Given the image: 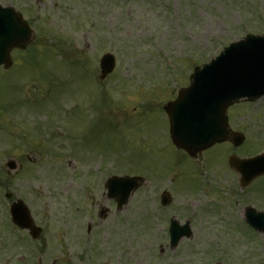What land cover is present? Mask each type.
<instances>
[{
	"label": "rangeland",
	"instance_id": "1",
	"mask_svg": "<svg viewBox=\"0 0 264 264\" xmlns=\"http://www.w3.org/2000/svg\"><path fill=\"white\" fill-rule=\"evenodd\" d=\"M0 5L22 13L35 35L24 54H14L16 68L26 61L13 76L23 81L24 74L65 71L75 81L72 95L54 96L63 112L41 118L45 125L52 122V131L46 137V128L37 137L38 153L17 138L23 129L7 107L18 93L0 71V264H264V233L244 221L248 206L264 212V178L242 190L239 175L227 165L229 155L251 158L264 150V98L230 111L231 127L246 138L243 145H217L197 163L172 144L163 110L189 85L194 68L246 35L264 33V0H0ZM106 53L117 65L101 81L99 62ZM74 61L76 66L69 65ZM35 86H28V96ZM87 103L93 105L92 124ZM58 131L74 139L75 164L68 175L52 156L68 162L55 147L52 132ZM9 158L22 164L11 177L4 166ZM113 175L148 180L121 211L106 197L105 182ZM6 189L28 204L44 229L40 241L11 227ZM165 190L173 197L168 207L159 202ZM173 216L192 229V238L174 249L168 234Z\"/></svg>",
	"mask_w": 264,
	"mask_h": 264
},
{
	"label": "water",
	"instance_id": "2",
	"mask_svg": "<svg viewBox=\"0 0 264 264\" xmlns=\"http://www.w3.org/2000/svg\"><path fill=\"white\" fill-rule=\"evenodd\" d=\"M32 31L22 16L12 8L0 6V66H12L11 52L24 50L32 42ZM102 79L115 68L112 55L101 61ZM264 96V37H247L231 44L219 57L203 68H196L190 77V86L179 92L176 101L165 106L170 120V133L174 145L191 157L215 144L230 141L239 147L244 136L230 130L228 108L242 99L256 101ZM230 166L241 175L242 187H247L257 177L264 175V155L250 160L232 156ZM11 166L12 169H15ZM146 181L140 177L112 178L107 182L109 197L115 198L120 208ZM169 194L164 204H170ZM13 222L28 230L33 239H39L42 229L37 227L28 208L22 201L12 206ZM247 222L259 232H264V214L247 209ZM184 236H191L188 228L171 227L173 246Z\"/></svg>",
	"mask_w": 264,
	"mask_h": 264
},
{
	"label": "flooded vegetation",
	"instance_id": "3",
	"mask_svg": "<svg viewBox=\"0 0 264 264\" xmlns=\"http://www.w3.org/2000/svg\"><path fill=\"white\" fill-rule=\"evenodd\" d=\"M263 16H264V11H263ZM7 84H9L10 87L14 88V92L18 93V96H14L16 100H10L11 102L7 109L10 110L11 113L17 114L16 118L20 121L21 127L23 129L22 133H17V138L23 137L21 143L24 144L25 147L32 146L36 147V151L40 153L41 148L40 146L37 145L38 141V136L42 135L44 130L48 128V133L47 137H49V134L52 131L51 124L45 125L42 123L41 118H49L48 115H51V118H53L57 112H63V109L61 108V105L58 103L56 99H53L52 102L47 104V107L45 105V98L42 97L43 95V90L40 88H37V91L33 92V97H29L26 99H23L22 97V92H21V84L22 80H17L13 74H7ZM17 80V82H13ZM56 80H59L58 77H56ZM19 81H22L19 83ZM16 83L19 84L17 87ZM17 87V88H16ZM11 91V90H10ZM12 92V91H11ZM71 93V90L69 89L68 91ZM49 95L51 94L48 92ZM65 93V92H63ZM55 94H60L59 91H56ZM14 101V102H13ZM16 101V102H15ZM47 108V113H45V109ZM29 112V113H28ZM45 114L46 117L44 116ZM74 134V133H72ZM54 136V142H56L55 147L61 151L62 154H64V159L67 158V161H63L61 159V155L53 154V157L58 156L59 160L61 161V168L65 171V173L68 175V170L70 169L69 166H72L73 163L75 164V158L73 155V150H72V144L71 141L74 139L70 135H65L64 133H60L58 131V135L53 134ZM75 135V134H74ZM12 138L14 134L10 135ZM60 139L62 140V143H60ZM59 141V142H58ZM41 145V144H40ZM30 151L35 152L34 149H30ZM70 160V161H69ZM9 190V189H8ZM10 191V190H9ZM12 198L15 197V195ZM12 198L8 200V203L10 204L12 202ZM16 198V197H15ZM102 216H106V213H104Z\"/></svg>",
	"mask_w": 264,
	"mask_h": 264
}]
</instances>
